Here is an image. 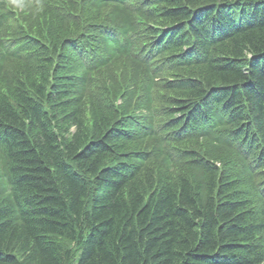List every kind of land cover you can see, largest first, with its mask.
I'll return each mask as SVG.
<instances>
[{
	"label": "trees",
	"instance_id": "16d2710c",
	"mask_svg": "<svg viewBox=\"0 0 264 264\" xmlns=\"http://www.w3.org/2000/svg\"><path fill=\"white\" fill-rule=\"evenodd\" d=\"M24 3L0 264H264V0Z\"/></svg>",
	"mask_w": 264,
	"mask_h": 264
},
{
	"label": "clouds",
	"instance_id": "9594fccd",
	"mask_svg": "<svg viewBox=\"0 0 264 264\" xmlns=\"http://www.w3.org/2000/svg\"><path fill=\"white\" fill-rule=\"evenodd\" d=\"M7 6L13 10H23L25 3L24 0H7Z\"/></svg>",
	"mask_w": 264,
	"mask_h": 264
},
{
	"label": "bare ground",
	"instance_id": "6f19581e",
	"mask_svg": "<svg viewBox=\"0 0 264 264\" xmlns=\"http://www.w3.org/2000/svg\"><path fill=\"white\" fill-rule=\"evenodd\" d=\"M243 50V49H242ZM241 51V50H240ZM79 176V175H78ZM83 176V175H82ZM86 191V190H85ZM91 196V195H90ZM96 200V199H95Z\"/></svg>",
	"mask_w": 264,
	"mask_h": 264
}]
</instances>
